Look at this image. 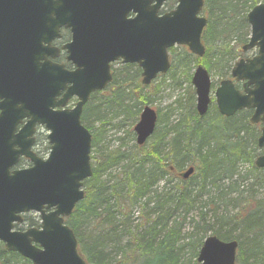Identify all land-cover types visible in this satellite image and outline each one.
<instances>
[{"label": "water", "instance_id": "95a60500", "mask_svg": "<svg viewBox=\"0 0 264 264\" xmlns=\"http://www.w3.org/2000/svg\"><path fill=\"white\" fill-rule=\"evenodd\" d=\"M0 0V47L2 61L9 65L16 60L18 47L31 46L32 61L28 69L20 66V86L15 87L5 75L0 84V242L6 251L17 252L33 264H86L77 252L73 232L63 224L84 197L82 183L91 176V136L80 121L83 106L91 93L103 90L112 80L110 63L137 64L141 83L149 84L157 74L170 67L167 49L186 46L192 54L202 57L204 47L200 36L206 25L199 16L203 0H177L173 11L157 16L166 0ZM133 13V18L128 14ZM250 27L243 51L257 49V54L235 63L230 77L243 82L242 92L231 80H223L214 91L218 113L229 117L241 109H253L250 119L264 122V3L254 6L246 15ZM60 27L69 28L71 42L64 47L67 60L75 69L44 62L51 53L42 43L58 37ZM14 52V53H13ZM27 57V56H26ZM195 91V110L205 115L210 104L211 81L208 72L197 66L191 77ZM60 91L62 98L57 101ZM75 97L72 109L64 107ZM19 103L21 106L17 107ZM29 117L15 133L19 120ZM157 120L149 106L142 109L133 128L135 142L142 145L152 135ZM43 125L48 131L51 152L45 161L29 153L33 128ZM264 149V126L258 139ZM16 147V148H15ZM20 155L30 158L33 167L10 172ZM264 168V155L255 161ZM190 167L180 174L187 179ZM45 210H51L46 213ZM40 214V229L14 231L20 215ZM33 244H37L38 247ZM237 243L221 241L215 236L204 239L196 258L198 264H234Z\"/></svg>", "mask_w": 264, "mask_h": 264}, {"label": "trees", "instance_id": "16d2710c", "mask_svg": "<svg viewBox=\"0 0 264 264\" xmlns=\"http://www.w3.org/2000/svg\"><path fill=\"white\" fill-rule=\"evenodd\" d=\"M259 3L264 0H204L205 55L199 60L185 51L177 54L166 75L169 80L181 86L183 79L188 80V66L193 61L224 76L228 62L239 55L238 45L247 41L246 13ZM235 33L238 45L231 46L229 39ZM164 79L144 87L137 67L121 66L108 87L92 94L84 106L81 120L92 135V176L84 183V199L65 221L76 236L79 253L88 264H186L183 253L187 250L192 264H197L198 250L210 229L205 226L199 231L196 225L185 239L172 218L176 212L186 215L198 198L212 192L215 196L205 206L213 208V217L217 213L221 223L220 230L211 235L237 242L235 264H264V196L256 200L248 192L244 197L234 179L245 163L261 173L253 167V149L247 147L250 140L255 145L252 125L241 118H223L214 107L211 114L209 110L198 117L194 92L188 86L185 98L175 102L177 108H167L163 123L158 114L155 131L146 143L135 144L131 128ZM174 110L179 114L175 123H169ZM109 130L125 131L131 145L119 136L115 147L100 146ZM188 167L194 173L183 180L178 173ZM253 182L264 188V179L253 177ZM220 203L225 210L228 204L236 207V213L219 212L216 204ZM206 216L201 213L197 224L205 225ZM86 227L90 230L84 231ZM236 230L238 236L233 234ZM0 264L31 263L5 251L0 243Z\"/></svg>", "mask_w": 264, "mask_h": 264}, {"label": "rangeland", "instance_id": "374dc122", "mask_svg": "<svg viewBox=\"0 0 264 264\" xmlns=\"http://www.w3.org/2000/svg\"><path fill=\"white\" fill-rule=\"evenodd\" d=\"M203 15H204V17L207 18L205 13ZM248 35H249V28H248ZM248 35H247L246 39L248 38ZM236 37H237L236 33L230 36L229 43L231 46L232 45L233 46L238 45V43L236 42ZM243 38H245V36H243ZM238 46L240 48L242 45L239 44ZM175 49H177V51L181 50L177 47ZM253 53H254L253 51H248L247 53L243 54L239 50V54L244 55V56H251ZM238 60H239V58L236 59L235 61L228 62V64L226 65V66H228L227 71L224 70V72L226 73V76L229 75L231 67H233L234 63L237 62ZM120 67L121 66L119 64H115L113 66V69H114V71L117 72L120 69ZM194 67H195L194 62H191L188 66L189 69L187 71L188 72L187 75H189L188 80L186 81L183 79L182 84L179 87H177L175 85V82L172 80H169V78L165 75V79L166 78L167 79L163 80L164 84L160 88V91L158 93H156L154 96H151V98H150L151 102H150L149 106L153 110L158 112L159 117L161 118V123H163V119H165L164 114L167 111V108L170 106H171V110L177 108V105L175 104V102L177 100L185 98L184 89H186V87L190 86L189 85L190 77H191V74L194 70ZM219 72L220 71L218 70V72H217L215 68H213L212 71L210 72L211 82H212L211 94H210L211 107L212 108L215 106L214 96H213L214 89L218 85L219 80H221V77H223V75L221 76V73H219ZM162 77H159L157 79L158 82L162 81ZM166 83H168L169 86H166L167 85ZM212 108H211L209 114H211ZM173 113L175 116H172L170 118L169 123H175L174 120H175L177 114H179L178 110H174ZM219 122L224 123L223 121H218L217 123H219ZM165 123H166V121H165ZM132 128H131V131H132ZM123 133H125V131L124 132L121 131L120 134L118 132V134H117L116 131L109 130L107 132V135L105 136L103 142L100 144V146L115 147L116 146L115 142L117 141V138L119 136H124ZM124 137H125V142L128 143V145H129L131 139L127 136H124ZM247 147H249L248 148L249 151H252V149H253V152H251V153H253L252 161H254L259 154L258 149L254 144H252L251 140L249 141V146H247ZM118 171H119V167L112 171V175L117 173ZM238 173H239L238 176L234 177V179H237L238 183H240L238 191H242L244 197H248V192H249L250 196L254 195V197H253L254 199H256V200L261 199L264 196V188H260L259 186H257L255 184V182H253V177H257V178L259 177L260 179L263 180L264 179V172L260 173L257 171H253L252 165L249 163H245V164L240 165V168L238 169ZM251 184H253V185L250 186ZM244 191L245 192L247 191V192L245 193ZM214 196L215 195L211 192L208 196H203L202 198H198L199 200L195 203V206L193 208H191L190 210H188L187 214L184 216H180L181 213L179 214L178 212H176L174 214L172 220H174L176 222V224L178 225L182 238H185V239L187 237L190 238L192 235L193 229L196 227V225H199V227H198L199 231H201V229H203V227H205V226H207V228L210 229V231L207 233L206 236L213 234V231L220 230V228H219L220 220L217 219V213H216V217L214 218L213 213H212L213 208H211V206H205V205H207L209 199L213 198ZM233 197L234 196L232 195L231 198H233ZM216 206L218 207L219 212L225 211L226 214H228V215H230V214L232 215V214L236 213V211H237V208L234 206H231L230 204L227 205L226 210H225V207L223 206V204H221V203L216 204ZM201 213H205L207 215L206 216L207 221H206L205 225L197 224V221H198ZM27 216H29V217H27ZM27 216H25V217L35 218L34 214H27ZM23 226L26 227L25 225H23ZM86 230H90V229L88 227H86L84 229V231H86ZM87 232H89V231H87ZM238 233H239L238 230L233 231V234L235 236H238L239 235ZM183 260L186 264H192L191 255L187 250H185V252L183 253Z\"/></svg>", "mask_w": 264, "mask_h": 264}, {"label": "flooded vegetation", "instance_id": "af4514ba", "mask_svg": "<svg viewBox=\"0 0 264 264\" xmlns=\"http://www.w3.org/2000/svg\"><path fill=\"white\" fill-rule=\"evenodd\" d=\"M176 1L177 0H166L164 2L163 6L159 9V11L157 13L158 16H161V15L169 12L170 10H172L176 4ZM68 39H69V32L67 30L61 29L60 38L58 40L53 41V43H52L53 47H56L60 50L57 58L54 59L53 62L56 64H60V65L62 64L66 69L72 70L73 69L72 66L66 61V58H65L66 56L64 54L65 52L61 51V47L68 42ZM1 55H2V50L0 47V61H2ZM252 56H253V54L251 56H243V58L246 59V58L252 57ZM119 65L124 66L122 64H119ZM131 66L137 67L135 65H131ZM138 69L140 70V68H138ZM235 86H236V88L241 90L242 82L235 83ZM62 94H64V93L60 92L59 99L62 96ZM0 102H2V99H0ZM75 102H76L75 99L69 100V101H67V106L73 105V104H75ZM19 106H21V105L17 104V107H19ZM254 112H255L254 110L242 109V110L237 111L234 118H238V119L241 118V121L243 120L246 123H250V119L253 116ZM0 113H1V110H0ZM260 118H262V115H260L259 119L256 122H254L255 124H253L255 132L257 134L255 142H257V139L259 138V136L261 134V129H262L263 123H264L263 121L260 120ZM29 120H30L29 117L26 119L23 118V119L19 120V122H17L19 124L16 127L17 128L16 131L22 129L23 126L25 125V123H27ZM28 139L32 140L30 150H29L30 153L32 155L40 158V159H45L48 152L50 151L51 146L47 140V131L44 129V127L38 126V125L34 126L33 135L30 136ZM257 149L259 152L257 157H260L261 155H263L264 151H263V149H260L258 147H257ZM31 166H32V162L29 159H27L26 157H20L18 163L12 168V170L27 169V168H30ZM25 216H27V215H25ZM27 217H29V216H27ZM35 218H37L36 222L38 223V216L35 215ZM22 221H23L22 223L17 225V228L24 230V229L28 228L27 224L24 222V216H22ZM23 225H25L26 227H24ZM35 227L38 228L39 223Z\"/></svg>", "mask_w": 264, "mask_h": 264}]
</instances>
